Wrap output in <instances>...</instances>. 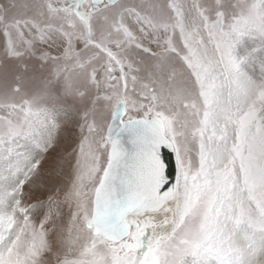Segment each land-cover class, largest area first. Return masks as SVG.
<instances>
[{"label": "snow or ice", "instance_id": "obj_1", "mask_svg": "<svg viewBox=\"0 0 264 264\" xmlns=\"http://www.w3.org/2000/svg\"><path fill=\"white\" fill-rule=\"evenodd\" d=\"M0 264H264V0H0Z\"/></svg>", "mask_w": 264, "mask_h": 264}]
</instances>
